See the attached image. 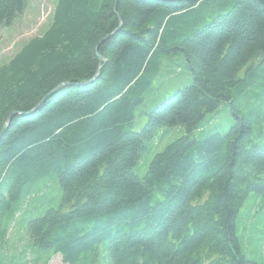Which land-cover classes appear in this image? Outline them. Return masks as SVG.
I'll use <instances>...</instances> for the list:
<instances>
[{
    "label": "trees",
    "instance_id": "obj_1",
    "mask_svg": "<svg viewBox=\"0 0 264 264\" xmlns=\"http://www.w3.org/2000/svg\"><path fill=\"white\" fill-rule=\"evenodd\" d=\"M29 2L0 0V27ZM176 57L191 84L147 100ZM224 103L229 128L206 124ZM174 127L186 135L139 177ZM54 180L59 207L29 219ZM12 232L27 244L9 256ZM56 255L264 264V0H56L41 35L0 67V264Z\"/></svg>",
    "mask_w": 264,
    "mask_h": 264
},
{
    "label": "rangeland",
    "instance_id": "obj_2",
    "mask_svg": "<svg viewBox=\"0 0 264 264\" xmlns=\"http://www.w3.org/2000/svg\"><path fill=\"white\" fill-rule=\"evenodd\" d=\"M56 0H30L29 5L25 12L21 14L11 27H0V67L7 63L21 48L23 44L31 40L34 37L41 35L42 30L49 23L50 18L52 17L53 10L55 7ZM177 63H182L179 67H174V70L177 72L168 80H163L162 77H167L165 70L169 66L167 61L163 62L162 74L155 81L154 86L158 87L165 83L162 90H156L153 93H150L147 97V100L150 97H156V101H162L163 99L173 95L178 89L189 86L191 84V76L188 73L187 65L182 57H176ZM162 76V77H161ZM160 96H165L158 98ZM152 98V99H153ZM152 107L150 102L147 101L145 105H141L137 109V118L134 124V131L140 132L147 122V118L142 115L144 111L149 110ZM212 119L217 125L220 126L221 130H226L229 128L232 118L230 115V104L224 103L218 112L215 114H208L205 117L204 122L208 124V121ZM186 135L185 128L174 127L171 129L163 130L156 138L152 148L146 154V157L141 162L140 167L136 168L135 172L139 177L145 176L148 170V165L153 157L162 152L168 145L172 144L174 141L180 137ZM43 185V184H42ZM61 203V192L57 182L51 181L50 187L45 193V197L40 199L37 204L33 207L32 214L28 215L32 218L41 217L49 208H58ZM10 246L12 250L9 251V256L18 254L21 248L25 247L27 244V239L22 235V239L19 240V237L15 232L10 234ZM14 247V249H13ZM28 261L32 260V257L29 256ZM49 264H64L62 261L61 255H56L49 262Z\"/></svg>",
    "mask_w": 264,
    "mask_h": 264
}]
</instances>
